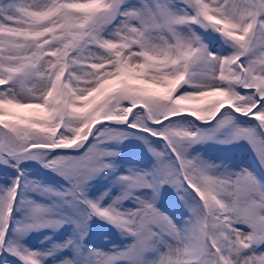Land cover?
<instances>
[{"label":"snow or ice","instance_id":"snow-or-ice-1","mask_svg":"<svg viewBox=\"0 0 264 264\" xmlns=\"http://www.w3.org/2000/svg\"><path fill=\"white\" fill-rule=\"evenodd\" d=\"M129 138L150 168L120 171ZM208 140L264 167V0H0V262L264 264V175L205 159ZM93 218L128 242L91 246Z\"/></svg>","mask_w":264,"mask_h":264},{"label":"rangeland","instance_id":"rangeland-1","mask_svg":"<svg viewBox=\"0 0 264 264\" xmlns=\"http://www.w3.org/2000/svg\"><path fill=\"white\" fill-rule=\"evenodd\" d=\"M223 135V133H222ZM118 148L120 156L117 157V163L120 165V171H125L130 166H136L140 168H150L153 163V159L148 153L147 147L143 141L135 138H129L123 143L118 145H111ZM200 153L205 159L215 162H224L230 168H251L259 175H264V167L260 165V162L256 158L251 146L244 140L236 143H220L216 140H208L206 142L197 144L194 149ZM28 174L34 178L40 179L44 183L59 185L64 183L63 179L59 177L55 172L42 167L37 162H28L26 164ZM11 171H6L3 166H0V182L4 181L8 175H11ZM112 182V177H100L93 181L92 194H98L107 185ZM118 188H113V192H117ZM175 198L174 190L164 185L161 190L160 198L157 202V206L162 210H169L173 207V200ZM71 233V226L66 225L53 237L54 240L60 241L66 238ZM47 231L33 232L28 238L26 243L32 247H45L41 241L45 235H48ZM91 246L97 248H103L105 250L110 249L113 244L123 245L128 241L110 224L99 218H93L88 235V241ZM0 264H20L19 260L15 257L5 254L3 262Z\"/></svg>","mask_w":264,"mask_h":264}]
</instances>
